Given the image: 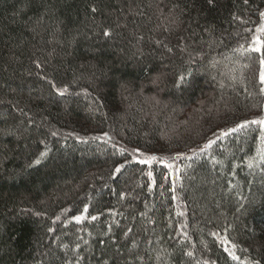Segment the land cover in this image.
<instances>
[{"label": "trees", "instance_id": "obj_1", "mask_svg": "<svg viewBox=\"0 0 264 264\" xmlns=\"http://www.w3.org/2000/svg\"><path fill=\"white\" fill-rule=\"evenodd\" d=\"M261 12L264 0H0V264H264L259 126L220 137L264 115V50H246L264 38ZM136 150L182 153L180 172L154 163L150 191Z\"/></svg>", "mask_w": 264, "mask_h": 264}, {"label": "snow or ice", "instance_id": "obj_2", "mask_svg": "<svg viewBox=\"0 0 264 264\" xmlns=\"http://www.w3.org/2000/svg\"><path fill=\"white\" fill-rule=\"evenodd\" d=\"M209 3H212V0H209ZM92 10H93V12L96 11L95 8H93ZM260 16H261V19L264 20V12H261ZM165 30H167V29H165ZM257 32L258 33H264V24H261V26L257 29ZM103 35L105 37H108V36H110V32L105 30ZM241 50H244V46L243 45H241L240 49H237V51H241ZM246 50L249 51V52H261L262 50H264V38H262L260 36L254 37L253 40H252L251 46H249ZM260 63H261L260 83L262 85H264V58L261 59ZM39 67H41V66L39 64H37V68H39ZM184 79L185 78L183 76L180 77L181 81H184ZM48 82L50 84L52 83V81H48ZM52 86H53L54 89H56L57 94L60 95V96H63L67 92V88L59 89V88H56L55 84H53ZM176 86L180 87L181 85L177 84ZM260 91L262 93H264V88H261ZM250 125H258L259 126V132H260L259 141H260V143H259V146L257 148V152L261 156V158L264 159V119L243 121L241 123H238V124L235 125V127L229 128L227 131H222L220 133V137H227L230 134L237 133V132H239L241 130L247 129ZM53 135H56V133H53ZM105 136H107V134H105ZM214 143H215L214 140H209L208 143L205 144L204 148L201 149V150L203 151V150H206L208 148H211ZM120 154L123 155L124 151L120 150ZM46 156H47V152H42L40 154V157L35 160V164H39L41 162V159L45 158ZM177 158H183V157H175L173 159H177ZM188 158L190 159L191 157H188ZM133 161L135 163L140 164V165H147L148 166L149 171H147L146 175L148 176L149 180L151 181V183L149 184V190L150 191L152 189V186L155 184V181L152 179L153 172L151 170L152 169V165L154 163L158 162L161 165H163L164 168L168 169L169 175H172L174 173L178 174L180 172L179 167L175 166L173 163L168 162V161L163 160V159H159L155 155H147V156L143 155L142 153L139 152V150H136L135 155H133ZM252 166H253L252 163L248 164L249 168H251ZM122 168H123V165H119V166L115 167L114 175L117 174V173H120ZM179 178H180L179 175H177L176 179L179 180ZM165 179H167V176L165 177ZM175 186L176 185L174 183L173 184V190L175 189ZM123 198L124 197L121 196V199H123ZM173 199L175 200V199H177V197L173 196ZM83 211H84V213L88 212V206L87 205H85ZM182 214L183 213H178V215H182ZM73 219H74V221L77 224H80L83 220H85V215H83V214L77 215ZM97 219H98L97 216H92L91 217V220H93V221L97 220ZM49 231H51V229ZM129 231H131V229H129ZM127 234L128 233L126 232L125 235H127ZM85 243H87V241H85ZM65 247H66V245H65ZM234 247H235V245H233V248ZM226 251H228V249H226ZM229 254L232 256L233 260H239V257H237L234 254V252H230ZM186 255L191 257L192 256V252H187Z\"/></svg>", "mask_w": 264, "mask_h": 264}, {"label": "rangeland", "instance_id": "obj_3", "mask_svg": "<svg viewBox=\"0 0 264 264\" xmlns=\"http://www.w3.org/2000/svg\"><path fill=\"white\" fill-rule=\"evenodd\" d=\"M154 99H158V100H159V99H160L159 94H156V96L154 97ZM168 105L170 106L171 104L168 103ZM257 116H258V115H257ZM251 118L256 120L255 116H253V115L251 116ZM259 119H264V115H263V117H261V118H259ZM133 152H134V151H133ZM187 154H188V152H187ZM133 155H135V152L133 153ZM143 155H145V154H143ZM181 155H182V153H179V154H173V155L170 157V160L174 162L175 159H173V158H175V157H181ZM177 159H178V158H177ZM173 162H172V163H173ZM173 164H174V163H173ZM83 215L86 216L85 213H83Z\"/></svg>", "mask_w": 264, "mask_h": 264}]
</instances>
